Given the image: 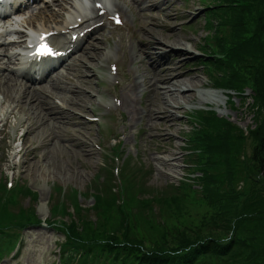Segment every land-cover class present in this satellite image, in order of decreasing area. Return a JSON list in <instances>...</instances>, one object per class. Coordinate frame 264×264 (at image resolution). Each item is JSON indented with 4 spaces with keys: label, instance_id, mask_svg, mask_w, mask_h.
<instances>
[{
    "label": "trees",
    "instance_id": "trees-1",
    "mask_svg": "<svg viewBox=\"0 0 264 264\" xmlns=\"http://www.w3.org/2000/svg\"><path fill=\"white\" fill-rule=\"evenodd\" d=\"M203 2L207 33L198 63L214 87L234 92L226 93L230 106L235 97L252 125L243 129L213 108L189 112L185 165L197 173L161 190L137 185L134 177L145 171H134L128 158L122 201L107 159L95 191L79 193L93 198L91 206L56 186L47 224L62 237L59 264H264V0ZM5 193L3 182L0 259L15 248L17 230L39 223L34 204L18 206L21 195L35 202V191L23 184Z\"/></svg>",
    "mask_w": 264,
    "mask_h": 264
},
{
    "label": "rangeland",
    "instance_id": "rangeland-1",
    "mask_svg": "<svg viewBox=\"0 0 264 264\" xmlns=\"http://www.w3.org/2000/svg\"><path fill=\"white\" fill-rule=\"evenodd\" d=\"M74 1L78 2V0L63 2L58 0L56 3L62 2V6L65 7L62 9L49 0L47 2L49 8L59 13V16H55V20L50 18L47 24L52 25L63 21L62 18H65L67 11H70L67 10L69 5ZM137 1L140 3L139 6L133 0H108L110 5H117L119 11L127 17L125 28L115 31L101 29L93 33L72 59L73 68L76 71L79 59L84 60L87 51L94 52L95 45L102 52H108L111 55L106 61L103 55L86 58L90 66V69L85 71V74L89 76L88 83L80 84L81 91L74 94L78 95L75 99L82 102L85 105L84 108L78 106L73 108L74 114L66 119H58L57 127H54V123H49L53 125V128L45 124L38 129H30L31 131L27 133L29 115L24 113L23 120L25 121L20 123L21 116L16 113V108L11 114H7L9 118L3 126L0 120V128L2 127L0 130V183H3L5 178V183L8 179H12L14 186L27 183L26 185L37 193L36 201L33 202L30 196L21 195L18 206L27 207L34 204L36 215L40 219L50 216V198L53 193L55 195L56 186H61L65 194H71L72 189L76 190L78 196L79 193L85 191H95L92 188L93 182L98 173L105 174L103 169L108 161L104 157L106 155L104 148L112 149L111 145H114L112 137L121 141V146L117 151L121 165L128 157L129 166L135 169L134 171H137V167L145 171L142 179L136 172L137 177L135 176L134 180L137 185L161 190L167 183H178L187 174L197 173L190 172L184 163L186 159L184 140L190 125V120L186 115L191 112V109L206 107L210 104L219 110L220 115H230L238 121L242 128L252 125V115L247 108L238 104L235 110L230 109L223 94L217 103L197 100L198 90L207 91L209 90L207 87L211 85L204 68L198 65L199 59L196 57L199 54L197 48L207 33L201 11L203 0ZM45 14L49 13L41 15L39 11L34 12L37 17L45 16ZM30 16L31 14L23 18L24 23L28 22ZM144 26L156 36L157 40H167L171 46H165L166 48L163 47L164 49L157 53L152 51L150 59H144L139 49L142 43L150 39ZM184 47L187 51L183 49ZM143 50L148 51L147 48ZM116 57L120 59V68L116 76L120 84L107 91L106 79L101 81L100 78L106 73L107 61ZM164 61H166L165 66L175 67L177 71L188 73L183 77L184 80L193 78V80L202 81L201 85L195 87L194 96L184 106L167 108L161 99L159 88L154 91L142 80L144 76L153 75L152 65L157 67ZM67 71L70 69L68 68ZM141 71H143V77L139 78L138 74L140 75ZM5 72L8 71L5 70ZM156 72L160 74L162 67H157ZM69 76L76 81V77L72 74ZM138 80L142 83L140 82L136 88L131 89L132 83ZM1 83L2 81L0 85ZM5 90L6 92L0 88V100H12L14 92L11 89ZM111 94L122 97L128 94L130 98L129 106H122L118 123H110L108 120H105L104 124L88 122L84 116L104 113L102 103L110 100ZM74 95L62 91L57 96L63 103H66L68 98ZM68 106L73 107L74 105L69 104ZM133 107H136L138 111L136 112ZM149 109H160L166 112L170 110L173 115L171 119L162 122L160 117L150 119ZM30 127H37V125L33 123ZM247 150L248 153L251 152L250 147ZM164 157L174 158L172 162L176 167L169 169L162 165L160 159ZM160 169L167 171L168 174ZM138 195L145 198L151 196L152 192H139ZM79 199L81 207L91 206L94 202L89 197L86 199L79 196ZM43 203L46 210L44 215L39 211ZM66 205L72 211L70 201H67ZM23 230L19 256L5 258L0 261V264H58L56 246L58 233L43 223L40 226L35 225Z\"/></svg>",
    "mask_w": 264,
    "mask_h": 264
},
{
    "label": "bare ground",
    "instance_id": "bare-ground-1",
    "mask_svg": "<svg viewBox=\"0 0 264 264\" xmlns=\"http://www.w3.org/2000/svg\"><path fill=\"white\" fill-rule=\"evenodd\" d=\"M133 2L139 6V1L133 0ZM72 6V4L70 5ZM113 7H117V5H114ZM44 21H47V18H44ZM64 22V21H62ZM46 28L45 26H41L40 29ZM144 29L147 35L150 36V39L146 43H142L140 47L141 55H144V59H150V55L152 51H155L156 53L168 46H171V43L167 40L165 41H159L157 40L156 36L147 29L146 26H144ZM21 35V33H20ZM159 41V42H158ZM175 41V39L173 40ZM158 44V45H157ZM4 43H0V47L3 46ZM166 46V47H165ZM164 47V48H163ZM147 48L148 51H144L143 49ZM187 51V48H183ZM180 50V48L178 49ZM86 53V58H95L96 56L101 57L104 55V57H108V52L104 53L100 48L95 45L94 46V52ZM86 58L84 60L79 59V62L76 67V71L73 68L74 64H68V68L70 71H67L64 74L63 70L58 71L56 75L52 76L48 81L52 83V88L55 92L60 93L62 90L77 94L79 91H81L82 87L80 84L82 83H88L89 76L85 74V71L89 70V66L86 62ZM1 60V58H0ZM8 62H11V58H8ZM166 61L163 62L162 65H158L157 67H162V75L159 74L157 71V67L152 65V71L153 75L150 77H145L142 79L145 81L148 86L152 88V90L156 91L158 88L161 92V99L164 102V104L167 106V108H174V107H180L184 106L194 95L193 91L195 90V87L198 85H201V80L195 79L193 80H184L183 77L185 75H188L186 72L177 71L175 67H169L168 65L165 66L164 64ZM8 69L7 66H4L2 63V66H0V75L2 81L0 88H2L3 91L6 92L5 89H11L14 94L12 97V100L14 101L15 105L13 106V109L17 108L18 111L25 113L29 115L27 118L29 120V124L26 127V133L27 131H31L30 129H38L39 127L45 126V124H48L49 127L53 128L52 124L54 123V127H57L56 124H59L58 119H66L67 113L65 112L66 109L70 108L67 106V104H73L80 108H84V104L82 102H79L78 99L76 100L75 97L78 95H74V97L68 98L67 104H65V111L64 110H55L51 104L46 101L41 95V89L40 88H32L29 86H26L25 83H22L19 78H25L27 80H31V77L27 75V72L23 70V67H11L10 71L13 76H10L8 73H5V70ZM72 73L74 77H76V81H70V76L67 74ZM143 77V71H141L139 78ZM69 80V82H68ZM141 80H138L136 83H140ZM136 83L134 85L136 86ZM142 83V82H141ZM157 83V84H156ZM69 84V86L67 85ZM161 84V85H160ZM22 85H24V88H22ZM157 85V86H156ZM131 89H134L132 86ZM221 93L217 90L210 89L207 91L198 90L197 100L199 102H208L212 101L217 103L220 101ZM123 103L125 106H129L130 104V98L129 95H124ZM173 113L170 110H160V109H149L148 111V117L150 119L160 117L162 122H166L168 119L172 118ZM26 118V119H27ZM25 120H23V117L21 116L19 118V122L22 123ZM33 123H36L37 127H30ZM153 124V121L151 123V126ZM53 138V137H52ZM171 157H164L160 159V162L162 165L167 166L169 169L175 168L176 165L172 162ZM160 171L168 174V172L160 169ZM45 204L41 205V208L39 211L42 212V215H44V212L46 211L44 208Z\"/></svg>",
    "mask_w": 264,
    "mask_h": 264
}]
</instances>
